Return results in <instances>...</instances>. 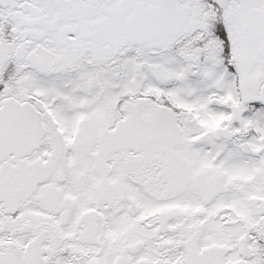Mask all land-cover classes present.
<instances>
[{
    "label": "snow or ice",
    "instance_id": "snow-or-ice-1",
    "mask_svg": "<svg viewBox=\"0 0 264 264\" xmlns=\"http://www.w3.org/2000/svg\"><path fill=\"white\" fill-rule=\"evenodd\" d=\"M0 264H264V0H0Z\"/></svg>",
    "mask_w": 264,
    "mask_h": 264
}]
</instances>
